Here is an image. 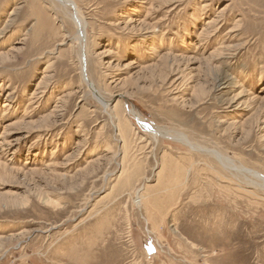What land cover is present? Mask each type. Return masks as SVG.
I'll use <instances>...</instances> for the list:
<instances>
[{"label":"rangeland","instance_id":"obj_1","mask_svg":"<svg viewBox=\"0 0 264 264\" xmlns=\"http://www.w3.org/2000/svg\"><path fill=\"white\" fill-rule=\"evenodd\" d=\"M73 1L0 0V264H264V0Z\"/></svg>","mask_w":264,"mask_h":264},{"label":"bare ground","instance_id":"obj_2","mask_svg":"<svg viewBox=\"0 0 264 264\" xmlns=\"http://www.w3.org/2000/svg\"><path fill=\"white\" fill-rule=\"evenodd\" d=\"M58 1H60V2H62V4L64 3V4H66V5H70V6H72L73 7V10H74V15H73V19L75 20V22L76 23H78V26L80 27V32H81V36L82 37H84L85 36V30H86V22L83 20V18L81 17V15H80V12H79V8H78V5H77V3L75 2V1H73V0H58ZM82 18V19H81ZM79 35V36H80ZM86 80H87V78H85ZM221 83H220V85H227V86H229V84L230 83H232L233 82V79L232 78H230V76L227 74V75H224L223 76V78L221 79ZM89 84V83H88ZM90 85V84H89ZM92 89V88H91ZM223 91V90H222ZM243 94V93H242ZM98 96V95H97ZM100 96H98V98H99ZM105 104V103H104ZM137 116L140 118V120H142V118L137 114ZM145 122V121H144ZM143 121H142V123H143V126L144 125H146L147 127H149V125H147V124H145ZM150 130V129H149ZM154 130V129H153ZM155 131V134H158V133H161V134H163V135H169V136H171L172 134V132L171 131H167V130H161V128H160V130L159 129H157V130H154ZM178 136H179V139H181V140H186V141H188V139H187V137L186 136H184L183 134H178ZM190 144H191V142H190ZM192 145V144H191ZM193 146V145H192ZM220 160H222V162L224 163V164H226V162H227V160L226 159H224L222 156H219V155H217V154H215ZM259 176V175H258ZM259 178L261 179V180H263V182H264V178H262V177H260L259 176ZM146 190V189H145ZM139 195H138V197L140 198V202L142 201V199L144 198V188H142V189H140L139 190Z\"/></svg>","mask_w":264,"mask_h":264}]
</instances>
